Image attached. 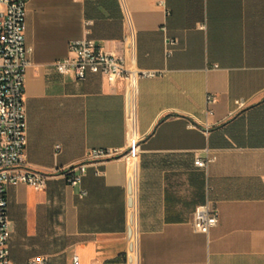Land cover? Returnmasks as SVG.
<instances>
[{
  "label": "crops",
  "instance_id": "0c3cea01",
  "mask_svg": "<svg viewBox=\"0 0 264 264\" xmlns=\"http://www.w3.org/2000/svg\"><path fill=\"white\" fill-rule=\"evenodd\" d=\"M25 34L24 166L48 178L7 186L15 264H264V0H26ZM85 36L163 74L58 73ZM131 143L130 161L87 160ZM83 162L72 186L62 173ZM205 201L208 234L193 227Z\"/></svg>",
  "mask_w": 264,
  "mask_h": 264
},
{
  "label": "built area",
  "instance_id": "2783aa9c",
  "mask_svg": "<svg viewBox=\"0 0 264 264\" xmlns=\"http://www.w3.org/2000/svg\"><path fill=\"white\" fill-rule=\"evenodd\" d=\"M25 9L26 0H0V264H15L10 257L9 238L12 229L7 210V186L23 182L43 188L48 178L47 174L24 166L27 145L24 93L28 55L32 51L26 41ZM172 53L173 49L170 48L168 54ZM56 69L62 75H74L79 79L86 78L90 73H100L110 84L123 81L127 85L141 78L163 74L161 71L129 67L124 55L99 47L88 36L70 42L69 54L56 61ZM207 101L213 103L215 96L209 94ZM236 103L240 108L246 104L241 99L236 100ZM208 112L211 114L213 110L209 109ZM135 150L133 143L124 148H92L87 153V160L130 161ZM215 158V155L210 154L204 157L196 155L194 164L206 168ZM85 169L86 162H83L69 167L62 174L72 186H76L80 184ZM85 194V191L81 192L82 196ZM217 222L216 205L211 201L196 205L193 216L195 231L208 234ZM25 264L38 263L31 260ZM73 264H80L78 255L74 256Z\"/></svg>",
  "mask_w": 264,
  "mask_h": 264
}]
</instances>
